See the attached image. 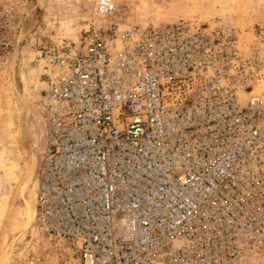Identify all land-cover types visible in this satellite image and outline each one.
<instances>
[{"label":"built area","instance_id":"obj_1","mask_svg":"<svg viewBox=\"0 0 264 264\" xmlns=\"http://www.w3.org/2000/svg\"><path fill=\"white\" fill-rule=\"evenodd\" d=\"M263 48L181 18L39 51L34 226L60 264H264Z\"/></svg>","mask_w":264,"mask_h":264},{"label":"rangeland","instance_id":"obj_2","mask_svg":"<svg viewBox=\"0 0 264 264\" xmlns=\"http://www.w3.org/2000/svg\"><path fill=\"white\" fill-rule=\"evenodd\" d=\"M97 0H0V264H60L34 226L36 173L45 146L37 101L45 87L39 51L78 42L92 22L123 27L178 19L221 21L248 45L264 33V0H113L115 13L95 14ZM264 61V48L262 49ZM254 91L264 95V75Z\"/></svg>","mask_w":264,"mask_h":264}]
</instances>
